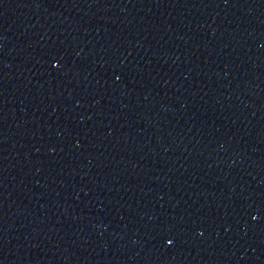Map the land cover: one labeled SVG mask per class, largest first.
I'll use <instances>...</instances> for the list:
<instances>
[{
    "label": "water",
    "instance_id": "1",
    "mask_svg": "<svg viewBox=\"0 0 264 264\" xmlns=\"http://www.w3.org/2000/svg\"><path fill=\"white\" fill-rule=\"evenodd\" d=\"M0 264H264V0H0Z\"/></svg>",
    "mask_w": 264,
    "mask_h": 264
},
{
    "label": "snow or ice",
    "instance_id": "2",
    "mask_svg": "<svg viewBox=\"0 0 264 264\" xmlns=\"http://www.w3.org/2000/svg\"><path fill=\"white\" fill-rule=\"evenodd\" d=\"M53 59H55V57H53ZM252 219H256V217H252ZM172 243H173V240L169 239L168 244L171 245Z\"/></svg>",
    "mask_w": 264,
    "mask_h": 264
}]
</instances>
